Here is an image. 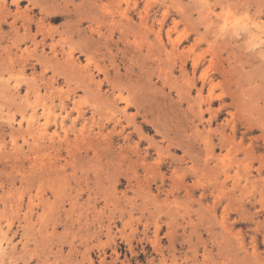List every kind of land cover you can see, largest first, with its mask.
I'll return each mask as SVG.
<instances>
[{"label":"rangeland","instance_id":"374dc122","mask_svg":"<svg viewBox=\"0 0 264 264\" xmlns=\"http://www.w3.org/2000/svg\"><path fill=\"white\" fill-rule=\"evenodd\" d=\"M0 264H264V0H0Z\"/></svg>","mask_w":264,"mask_h":264},{"label":"bare ground","instance_id":"6f19581e","mask_svg":"<svg viewBox=\"0 0 264 264\" xmlns=\"http://www.w3.org/2000/svg\"><path fill=\"white\" fill-rule=\"evenodd\" d=\"M170 36V35H169ZM177 44V43H176ZM18 91V90H17ZM47 110V109H46ZM46 112V111H45ZM51 112V111H50ZM46 115V114H45ZM8 234V233H7ZM5 240V239H4ZM3 244V243H2Z\"/></svg>","mask_w":264,"mask_h":264}]
</instances>
